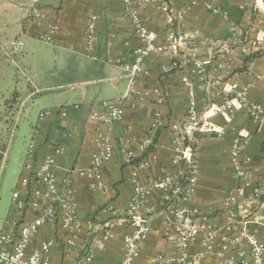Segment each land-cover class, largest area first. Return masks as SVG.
<instances>
[{
  "label": "crops",
  "instance_id": "0c3cea01",
  "mask_svg": "<svg viewBox=\"0 0 264 264\" xmlns=\"http://www.w3.org/2000/svg\"><path fill=\"white\" fill-rule=\"evenodd\" d=\"M162 4L131 0L156 46L164 45L171 28L186 35L190 46L181 53V69L165 75L173 57L149 54L147 73L136 84L139 104L128 105L119 121L109 123L102 103L126 91L123 65L133 62L140 45L122 0H0V86L5 88L0 106L14 95L17 116L29 128L18 180L31 139L34 165L49 155L59 187L73 180L75 241L66 243L58 221L46 222L34 240L35 246L51 244V264H79L88 253V264H117L133 230L124 212L137 187L148 188L141 210L152 231L133 264H257L245 237L254 235L264 247V113L256 118L249 108L264 111V57H248L264 51V2L169 0L167 9ZM12 40L22 42L16 53L10 51ZM191 103L213 134L188 136L196 151V181L178 203L192 216L197 233L182 252L162 208L170 194L155 183H177L184 175L182 161L189 171L187 160L177 158L175 143ZM228 103L225 112L220 109ZM44 111L48 114L41 117ZM105 139L113 153L93 191L79 171L90 167ZM153 141L144 159L129 163ZM235 143L240 148L233 157ZM18 180L11 193L17 187L25 199ZM18 215L9 204L0 233Z\"/></svg>",
  "mask_w": 264,
  "mask_h": 264
},
{
  "label": "built area",
  "instance_id": "2783aa9c",
  "mask_svg": "<svg viewBox=\"0 0 264 264\" xmlns=\"http://www.w3.org/2000/svg\"><path fill=\"white\" fill-rule=\"evenodd\" d=\"M167 1L163 0V9H167ZM262 2L264 0H255V5L258 6ZM122 3L124 16L130 20L134 27L140 45L133 52V62L128 65H123L128 81L126 91L118 98L105 100L102 103L107 108L109 123L119 121L124 116L128 105L136 106L139 104L140 98L136 84L147 73L145 59L149 54L160 51L168 53L175 59L179 53L187 51L190 46L186 35L173 28L168 30L164 45L160 47L156 46L153 32L147 29L138 18V11L132 7L131 0H122ZM93 30L92 24L89 25L87 31L88 37L92 36ZM21 46L22 42L19 40H12L10 42V50L14 53L19 51ZM226 48L227 46L224 49ZM182 81L190 86L186 75L183 76ZM228 107H230L229 103L220 109L225 112ZM249 111L256 118H259L264 113L263 109L259 106H251ZM46 114H48V111H44L40 116L42 117ZM61 114H63V109H61ZM211 129L209 124L203 122L198 110L194 108V103H191L175 143L177 158L179 159L180 156L181 159L187 160L189 164L190 176L188 177L186 188H183V194L186 197L189 196L190 189L196 181V176L192 167L194 152L189 147H184V136L188 137L192 135L194 130L212 132ZM99 146L100 150L91 158L90 167L87 170L79 171L80 175L86 177L88 188L93 191L98 189L102 181V165L110 159L113 153V146L110 140L105 139L101 141ZM239 148V144L235 143L231 149V155L233 157L237 155ZM34 151L35 140L31 139L27 145L25 161L20 168L18 180V186L26 189L25 194L27 198H19V188L17 187L11 194L10 206L11 208H15L19 215L11 217L5 223L0 233V264H51L47 256L51 244L45 241L38 246L34 245L36 235L46 222L58 221L59 225L65 231V239L68 245L73 244L79 232L76 202L73 194V180L67 178L64 186L60 188L55 180L53 171L54 158L45 155L36 166L33 163ZM155 186L169 194H174L179 190L177 183L172 181L156 182ZM147 191V187H137L130 207L124 212V215L130 220V225L133 230L127 238L124 252L117 264H133L139 256L140 243L152 231L147 214L141 210ZM178 202L180 200L175 199L167 205V221L174 227L175 234L173 239L183 252L196 237L197 229L192 216L181 208ZM245 238L256 258L257 264H264L263 245L254 235ZM91 257L92 255L88 253L79 264H88Z\"/></svg>",
  "mask_w": 264,
  "mask_h": 264
},
{
  "label": "rangeland",
  "instance_id": "374dc122",
  "mask_svg": "<svg viewBox=\"0 0 264 264\" xmlns=\"http://www.w3.org/2000/svg\"><path fill=\"white\" fill-rule=\"evenodd\" d=\"M4 90V86H0V97L4 94ZM13 105L9 109L0 106V225L8 213L11 190L18 180V167L24 154L29 131L22 116H17V106Z\"/></svg>",
  "mask_w": 264,
  "mask_h": 264
},
{
  "label": "trees",
  "instance_id": "16d2710c",
  "mask_svg": "<svg viewBox=\"0 0 264 264\" xmlns=\"http://www.w3.org/2000/svg\"><path fill=\"white\" fill-rule=\"evenodd\" d=\"M180 56H181V53H179V55L174 59V61H173L174 63H173L172 69L170 71L164 73L165 75L167 73L175 72V71H178V70L181 69ZM256 57H264V51H257L255 53H252V55H250L248 57V60H251V59L256 58ZM12 105L13 106H17L16 97L14 95H11L10 98L5 101V107H8V109ZM212 134L213 133H211V132H203V131H199V130H194L192 132V137L193 138H200L202 135H212ZM155 139H156V137H155ZM155 139H154V141H155ZM191 140H188V137L184 136L183 144H184V147H189L191 149V151L195 153L196 152L195 151V146L193 145ZM154 141L152 142V144L147 145L144 148L143 153H142L140 158L135 159V160L131 159L129 163L130 164H132V163L133 164H137V163H139L140 160L144 159L153 150ZM181 165H182L183 170H184V175L177 181V185H178L179 190L176 193H174V194L173 193L170 194L169 199L164 200L162 208H166L167 205H169L173 200L181 198L182 195H183V188H185V186L187 184L188 177L190 176V174H189V171H188V167L186 166L185 163H183V161H182ZM187 165H188V163H187ZM261 199L264 200V195H262Z\"/></svg>",
  "mask_w": 264,
  "mask_h": 264
}]
</instances>
